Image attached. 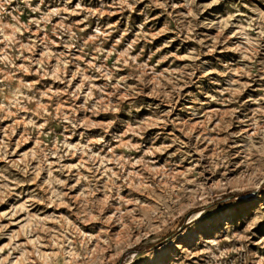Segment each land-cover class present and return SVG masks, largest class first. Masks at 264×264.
Segmentation results:
<instances>
[{"label": "rangeland", "instance_id": "obj_1", "mask_svg": "<svg viewBox=\"0 0 264 264\" xmlns=\"http://www.w3.org/2000/svg\"><path fill=\"white\" fill-rule=\"evenodd\" d=\"M0 264H264V0H0Z\"/></svg>", "mask_w": 264, "mask_h": 264}]
</instances>
